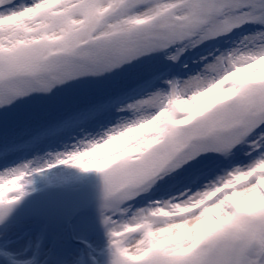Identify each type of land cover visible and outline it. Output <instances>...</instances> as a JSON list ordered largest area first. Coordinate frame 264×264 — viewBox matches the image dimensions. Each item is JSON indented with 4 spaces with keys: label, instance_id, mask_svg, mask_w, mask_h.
I'll list each match as a JSON object with an SVG mask.
<instances>
[{
    "label": "snow or ice",
    "instance_id": "snow-or-ice-1",
    "mask_svg": "<svg viewBox=\"0 0 264 264\" xmlns=\"http://www.w3.org/2000/svg\"><path fill=\"white\" fill-rule=\"evenodd\" d=\"M93 176L104 241L47 243ZM0 247L264 264V0H0Z\"/></svg>",
    "mask_w": 264,
    "mask_h": 264
},
{
    "label": "rangeland",
    "instance_id": "rangeland-1",
    "mask_svg": "<svg viewBox=\"0 0 264 264\" xmlns=\"http://www.w3.org/2000/svg\"><path fill=\"white\" fill-rule=\"evenodd\" d=\"M101 184L98 177L93 176L91 179L90 186L83 189L80 192L81 198L86 202V206L82 209L81 215L75 221L72 222L71 227L65 224L57 225L52 232L49 234L47 243H55L56 234L62 232L65 236L70 235L72 229H76L81 234L87 235L90 240L93 241H104V226L100 219V199H101ZM94 206L90 208L92 205ZM37 231L35 224L22 222L17 227L19 234H24V239L27 240L30 236H34ZM15 239V237L13 238ZM75 247V242L72 243ZM15 247V244L13 245ZM73 247V248H74ZM74 250V249H73ZM22 256V252L18 253ZM7 255V248L0 247V257ZM28 259H31L30 257ZM0 264H4L3 260L0 259ZM15 264H27L25 259H18Z\"/></svg>",
    "mask_w": 264,
    "mask_h": 264
}]
</instances>
